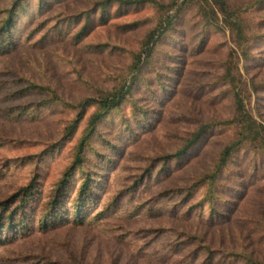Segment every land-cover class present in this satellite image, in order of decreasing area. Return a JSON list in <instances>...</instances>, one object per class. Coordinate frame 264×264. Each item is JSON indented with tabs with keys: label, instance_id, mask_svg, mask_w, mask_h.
Listing matches in <instances>:
<instances>
[{
	"label": "rangeland",
	"instance_id": "1",
	"mask_svg": "<svg viewBox=\"0 0 264 264\" xmlns=\"http://www.w3.org/2000/svg\"><path fill=\"white\" fill-rule=\"evenodd\" d=\"M12 1L0 0V20ZM101 1L68 0L54 5L36 18L33 25L38 29L44 25L40 32L27 41L20 35L19 47L0 55V208L7 206L0 214L5 216L29 199V208H18L15 215L17 236L9 228L0 236V264H245L244 257L264 260V0H225L242 7L247 34L260 38L251 44L247 61L240 57L212 0L208 3L218 18L216 30L205 28L197 4L186 8L184 0H153L165 5L175 1L169 14L180 8L174 30L157 42L152 58L154 69L161 73L174 65L170 57L181 61L175 64L180 68L176 93L171 102L154 108L162 110V119L154 116V127L124 148L118 169L108 172L104 186L109 187L102 201L90 202L93 206L82 223L59 222L46 229L40 225L91 113L79 121L80 104L121 84L158 19L157 10L143 5L126 17L94 27L77 43L74 35L81 24L74 20ZM92 17L97 21V15ZM20 21L24 26L27 17ZM129 23H138V28L122 30ZM33 25L26 29L27 35ZM103 47L104 52H99ZM230 58L244 107L260 128L263 151L251 145L232 156L212 186L211 204L205 201L207 186L196 184L212 173L219 153L236 139L234 126L226 125L234 116L233 98L222 81ZM143 76L149 79L152 73ZM14 92L22 94L10 97ZM136 96L146 99L144 94ZM146 102L152 106V101ZM75 124L74 133L63 142ZM204 126L210 129L195 146V153L182 165L169 166L170 172L158 179L165 157L179 151ZM59 144L61 148L41 163V157ZM95 147L104 151L100 144ZM153 168L144 190L138 188L133 197L108 207L119 190L130 189ZM30 187L33 195L28 197ZM77 193L69 190L64 200L67 211L76 207L70 202Z\"/></svg>",
	"mask_w": 264,
	"mask_h": 264
},
{
	"label": "trees",
	"instance_id": "2",
	"mask_svg": "<svg viewBox=\"0 0 264 264\" xmlns=\"http://www.w3.org/2000/svg\"><path fill=\"white\" fill-rule=\"evenodd\" d=\"M66 1L68 0H13L10 7L2 11L5 16L0 20V55L18 48L22 38H24V41H27L28 38L34 37L40 32V28H44V25L39 29L36 25H33L36 18L44 16L54 5L65 3ZM212 3L216 11L222 16L223 22L233 38L235 47L240 50V57L243 61H247L250 57L251 44L254 43V41L260 40V38L247 34L246 27L242 20V14L245 11H243L241 6H232L225 0H212ZM149 4L157 10L158 19L155 22V26L148 32L146 40L140 47L138 53L132 58L128 73L131 77L128 78V75H126L121 84L105 93L98 94L96 97L97 99H87L80 104L79 121H81L90 110L91 113L85 121L80 136L73 147L74 150L71 153L72 159L70 167L64 172V177L59 183V186L54 189L56 190L55 193L57 196L55 198L52 197V199L46 203V208L41 215L40 225H42L44 229L50 225L55 226L59 222L76 225L82 223L85 215L89 214L93 206L90 202L102 201V195L109 187L104 186L110 176L108 172L112 171L111 168L118 169L119 159H121L124 153V148L138 139L142 133L148 132L150 127L153 128L154 124L151 123L156 120V116L162 119V110L157 111V109L154 108H162L165 101L171 102L172 97L176 93L174 86L177 85L180 68L176 67L175 64L177 65L181 61L176 57H170L172 61L171 64L174 65L166 66L164 70L166 73H161L154 69V64L152 62L157 42L169 36V33L174 30V25L178 20L177 13L180 8H177L173 14H169L177 4L175 1L170 5H165L153 0H102L94 4V7L90 11L84 12L81 16L76 17L74 22L77 25L81 24V27L74 35V39L79 43L94 27L99 25L104 26L108 20L126 17L131 10H136L143 5ZM195 4H197L196 6L199 9L200 16L206 22L205 28L219 29L218 18L211 11L208 0H184L182 7L190 8ZM114 7L116 9L111 11ZM93 15L98 16L97 21L92 17ZM24 17H27V21L23 26L20 20ZM30 25H33V28L27 35L26 29ZM121 28L125 32L132 31L138 28V23H129ZM20 35L23 37L20 38ZM104 50L105 48L103 47L99 52L102 53ZM231 58L225 63L222 81L230 88L233 98L234 116L226 125L234 126L236 129V139L226 145L219 153L217 163L212 173L206 175L196 184V186H207L208 193L205 201L211 204H213L212 186L215 184L217 176L222 169L226 167L232 156L251 145L252 149H260L259 141L261 131L244 107L243 100L237 88V80L233 73L235 65ZM149 71H151L152 76L147 79L143 75L145 72ZM167 72H170L169 74L171 75ZM164 79H166L167 82H163ZM32 88L38 89V87L34 86ZM137 93L140 95L144 94L146 99H143L141 96H136ZM21 94V92H14L10 97L19 98ZM149 100L153 102L151 104L152 106L147 105L148 103L146 101ZM75 127L76 124L68 130L63 142L69 140L70 136L75 131ZM209 129L210 127H201L196 136L189 140L179 151L175 154L167 155L163 160L162 169L157 173L158 179H161L170 172L171 168H169V166L172 164L174 165L173 167L180 166L190 158L193 153H195V146L199 141L203 140ZM95 144H100L104 151L96 148ZM59 148H61V144L55 145L49 151V154L44 157L42 156L43 158L41 157V163L49 157L51 151L54 152ZM262 151L263 150L260 149V152ZM153 170L154 168L149 169L147 174L141 175L130 189L119 190L117 196L111 199L109 204H107L108 207L112 206L121 198L133 197L138 188L144 190L145 183L149 180L150 172ZM78 179H80L81 182L76 187ZM71 189L78 191L75 198L70 202L77 205H74L76 207H74L73 210L67 211L64 200ZM26 194L28 197L33 195L31 187L27 190ZM188 195H190V190L188 191L187 197ZM28 201L29 199L21 201V206L16 207L5 216L2 213L0 214V236L3 234L5 228H9L11 235L17 236V232L14 231V226L16 224L15 215H17L22 207L26 209L29 208ZM108 207L106 209H108ZM1 208L3 211L5 208L7 209V206L4 205L1 206ZM97 216L101 215L99 214ZM5 219H7V224L3 223ZM229 257L235 258L237 256L224 255V258ZM244 260L245 264H264V260H252L246 257H244Z\"/></svg>",
	"mask_w": 264,
	"mask_h": 264
}]
</instances>
